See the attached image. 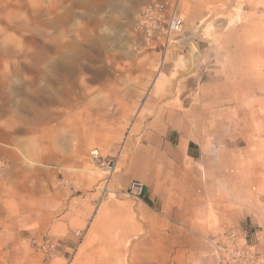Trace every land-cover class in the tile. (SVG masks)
<instances>
[{
    "label": "rangeland",
    "instance_id": "obj_1",
    "mask_svg": "<svg viewBox=\"0 0 264 264\" xmlns=\"http://www.w3.org/2000/svg\"><path fill=\"white\" fill-rule=\"evenodd\" d=\"M160 1L180 33L153 0H0V264H221L233 228L264 256V0Z\"/></svg>",
    "mask_w": 264,
    "mask_h": 264
},
{
    "label": "built area",
    "instance_id": "obj_2",
    "mask_svg": "<svg viewBox=\"0 0 264 264\" xmlns=\"http://www.w3.org/2000/svg\"><path fill=\"white\" fill-rule=\"evenodd\" d=\"M157 14L156 20L160 17L167 19L166 35L180 33L184 27V19L178 14L176 9L169 11L168 4L160 0H153L151 5L147 7L145 12L146 18H151L153 14ZM93 161L105 169L106 172L115 171V163L113 160L104 157L98 148H94L90 152ZM129 192L137 199H144L145 187L139 181L131 182ZM216 251L219 255L221 264H264V256L259 254L250 245V235L243 229H228L216 237ZM46 247L54 249L55 245L50 241Z\"/></svg>",
    "mask_w": 264,
    "mask_h": 264
},
{
    "label": "crops",
    "instance_id": "obj_3",
    "mask_svg": "<svg viewBox=\"0 0 264 264\" xmlns=\"http://www.w3.org/2000/svg\"><path fill=\"white\" fill-rule=\"evenodd\" d=\"M255 8H258V7H255ZM260 28V29H259ZM256 33H259L260 37L261 35H264V27H260V24H258V22H255V34ZM264 42V41H263ZM259 47L262 48V51L258 52V53H255V56H258L259 54H262L263 50H264V45H261L260 42H259ZM259 66V60L256 58L255 59V67ZM258 68H255V74H258L260 75L259 70H257ZM258 71V72H257ZM253 183H251L250 181H248L246 183V187L249 189H251V186H252Z\"/></svg>",
    "mask_w": 264,
    "mask_h": 264
},
{
    "label": "bare ground",
    "instance_id": "obj_4",
    "mask_svg": "<svg viewBox=\"0 0 264 264\" xmlns=\"http://www.w3.org/2000/svg\"><path fill=\"white\" fill-rule=\"evenodd\" d=\"M259 38H260L259 33H256L255 34V53H258V52L262 51V48L259 47ZM195 49H197V48H195Z\"/></svg>",
    "mask_w": 264,
    "mask_h": 264
},
{
    "label": "water",
    "instance_id": "obj_5",
    "mask_svg": "<svg viewBox=\"0 0 264 264\" xmlns=\"http://www.w3.org/2000/svg\"><path fill=\"white\" fill-rule=\"evenodd\" d=\"M188 50H189V48H188ZM189 56H190L189 69L186 71L185 74H189L192 71L193 67H194V62H193V57H192L193 56L192 55V49L189 50Z\"/></svg>",
    "mask_w": 264,
    "mask_h": 264
},
{
    "label": "trees",
    "instance_id": "obj_6",
    "mask_svg": "<svg viewBox=\"0 0 264 264\" xmlns=\"http://www.w3.org/2000/svg\"><path fill=\"white\" fill-rule=\"evenodd\" d=\"M147 204L151 205L150 198H146V196L143 199Z\"/></svg>",
    "mask_w": 264,
    "mask_h": 264
}]
</instances>
